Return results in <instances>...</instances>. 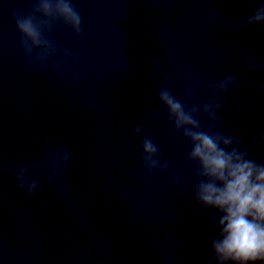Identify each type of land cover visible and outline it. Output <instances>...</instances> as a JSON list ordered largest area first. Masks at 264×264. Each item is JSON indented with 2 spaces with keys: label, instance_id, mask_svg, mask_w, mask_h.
I'll use <instances>...</instances> for the list:
<instances>
[{
  "label": "clouds",
  "instance_id": "obj_1",
  "mask_svg": "<svg viewBox=\"0 0 264 264\" xmlns=\"http://www.w3.org/2000/svg\"><path fill=\"white\" fill-rule=\"evenodd\" d=\"M10 14L28 71L62 73L69 84L78 85L80 57L55 39L63 29L73 37L83 36L82 16L74 0H31L27 11L13 8ZM206 22L233 36L258 30L264 37V0H258L238 21L230 22L223 11H213ZM149 64L154 78L163 77L156 80L155 99L171 125V134L187 144L184 159L191 172L193 212L205 216L211 226L207 264H264V114L250 100L238 99L245 89L251 96L264 95V58L241 48L239 72L227 71L204 82L183 69L175 91L164 58L153 57ZM81 103L91 109L95 101L88 93ZM229 113L239 114L238 124L228 122ZM249 121L255 123L246 133L241 132ZM132 135L140 137L143 170L148 175L169 173V160L140 124ZM120 141L127 143V136L121 133ZM71 158L63 145L45 147L31 160L5 162L0 158V177H11L26 199L39 198L41 209L46 207L49 188L61 201L71 203L72 192L62 178ZM183 177V170L173 171L168 184L177 188Z\"/></svg>",
  "mask_w": 264,
  "mask_h": 264
}]
</instances>
